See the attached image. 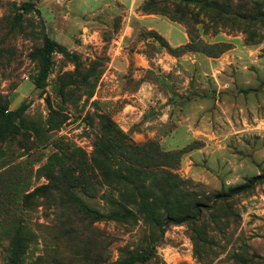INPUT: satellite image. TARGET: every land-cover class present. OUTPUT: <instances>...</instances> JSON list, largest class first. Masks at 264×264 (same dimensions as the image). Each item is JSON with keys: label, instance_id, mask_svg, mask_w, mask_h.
<instances>
[{"label": "rangeland", "instance_id": "374dc122", "mask_svg": "<svg viewBox=\"0 0 264 264\" xmlns=\"http://www.w3.org/2000/svg\"><path fill=\"white\" fill-rule=\"evenodd\" d=\"M43 1L0 0V264L264 258V0H218L229 8L213 20L198 5L191 44L198 52L175 56L136 26L117 49L111 30L89 35L82 21L53 25L39 9ZM156 26L164 34L172 28L171 42L181 39L167 20ZM46 37L63 51L51 54L36 88ZM135 54L146 57L145 67ZM99 115L138 146L144 189L113 178L123 163L114 154L109 165L83 171L85 190L73 184L78 163L96 160ZM153 146L173 158L165 167H149ZM48 173L66 183L62 194L36 192ZM140 195L150 205L143 214L128 206L121 216L110 203ZM71 196L100 217L68 203ZM166 216L186 220L173 225Z\"/></svg>", "mask_w": 264, "mask_h": 264}, {"label": "trees", "instance_id": "16d2710c", "mask_svg": "<svg viewBox=\"0 0 264 264\" xmlns=\"http://www.w3.org/2000/svg\"><path fill=\"white\" fill-rule=\"evenodd\" d=\"M198 5L206 8V11H203V15L205 18L209 20H213V17L218 16L220 14H224V8H229V6L225 5L223 2L219 3L218 0H144L141 6L138 9V12L143 15H158L168 19L171 22L180 24L183 26L186 35L188 37V41L179 47H171L160 35H158L154 31H149L151 35H154V38H157L159 41L163 42L165 50L170 54L175 56L176 52L179 50L190 48L193 43L192 40V26L198 25ZM29 6L28 3H24L22 5V9H26ZM225 6V7H224ZM212 11H215L214 14ZM190 16V21L185 20V16ZM63 51V47L60 46L57 42L50 40L48 37L44 39L43 44V58L41 61V68L39 71V76L34 82V86L36 88L42 87V81L46 78L49 67H50V56L56 50ZM198 52V50H191ZM99 123L101 122L103 125L98 127V132L100 135L96 137L95 149L93 151V156L96 160L92 161L89 165L88 161L85 159L84 161H80L78 163L79 169L77 168V175L74 177L73 184L82 185L83 190H85L87 185V178L83 171H86L89 166H97V163L105 162L106 165L110 163V157L112 154L120 157L123 163H120L119 166H115L113 168L112 176L116 181H119L125 185H129L134 188H140L141 190L145 188V185L141 180V171L137 168L141 167L140 164H145L142 156L137 152L138 146H132L130 142L126 139V136L116 127L115 123L111 121L110 118L104 115H99ZM153 144V143H152ZM154 145V144H153ZM153 162L149 167L160 168L162 166L165 167V164L169 160L170 156H163L157 151V148L153 146ZM148 167V168H149ZM167 167V166H166ZM62 171L64 169L62 167H58V174H63ZM168 176L171 179V189L177 188L179 185L174 182L178 181V179L171 175L170 173L163 170L161 173ZM48 184L36 189V192L41 191H56L58 194H62L63 191L67 188V185L62 180L60 181L55 177L52 173H48L46 175ZM165 177V179H166ZM178 183V182H177ZM242 187L237 188L238 191H242ZM142 195L137 197L136 199L123 197L117 200H111L110 203L113 205L115 209H118L120 215L125 213L129 216L131 211L128 210V206H135L137 208L138 213L143 214L147 212L148 207L150 206L147 202V198ZM68 203H76L79 205L83 211V213H87L88 216L100 217L98 213L88 209L80 200L76 197H70L67 199ZM151 202V201H150ZM115 213V212H114ZM112 216H116L112 214ZM122 216V215H121ZM185 217L176 218V217H165V221L173 225L182 224L185 221ZM148 256H131L127 259L125 264H135V263H144L148 260ZM242 264H264V258L250 256L246 257L245 260L241 261Z\"/></svg>", "mask_w": 264, "mask_h": 264}, {"label": "crops", "instance_id": "0c3cea01", "mask_svg": "<svg viewBox=\"0 0 264 264\" xmlns=\"http://www.w3.org/2000/svg\"><path fill=\"white\" fill-rule=\"evenodd\" d=\"M45 1L39 6L45 20L49 19L53 25L59 24L60 26L69 21L76 24L82 21L84 23L83 28L89 35L91 33H93L92 35H100L102 28L107 31L111 30L112 34L115 35V39L112 41L117 45V49H119L121 42L132 34L135 26L144 32H156L171 47L182 46L188 41L186 32L180 24L158 15L140 14L138 9L144 0H89L97 4L95 7H92L88 0H50L49 4H44ZM48 8L53 10L48 11ZM101 12H105L106 17L102 18L100 16ZM62 13H65V15H62ZM97 18H100V20H97ZM87 19L90 20L86 21ZM164 19L177 26L178 33L181 36L178 42H171L167 36L171 33L172 28H168L167 34L157 28V23L162 22ZM115 26L117 27L115 28ZM61 31H63V27H61ZM113 31L115 32L113 33ZM135 56L142 59H140L142 67L147 65L144 60L146 57L144 58L142 54H135ZM162 58L166 59L165 56Z\"/></svg>", "mask_w": 264, "mask_h": 264}]
</instances>
